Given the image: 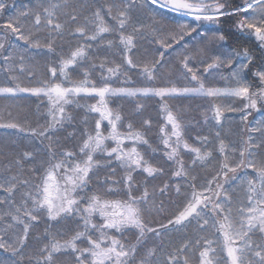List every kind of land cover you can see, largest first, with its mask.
Segmentation results:
<instances>
[{"label": "snow or ice", "instance_id": "obj_1", "mask_svg": "<svg viewBox=\"0 0 264 264\" xmlns=\"http://www.w3.org/2000/svg\"><path fill=\"white\" fill-rule=\"evenodd\" d=\"M0 80V264H264V0H0Z\"/></svg>", "mask_w": 264, "mask_h": 264}, {"label": "trees", "instance_id": "obj_2", "mask_svg": "<svg viewBox=\"0 0 264 264\" xmlns=\"http://www.w3.org/2000/svg\"><path fill=\"white\" fill-rule=\"evenodd\" d=\"M155 47V46H153ZM173 63H175L174 59H173ZM0 83H3L2 80H0ZM12 101H6L4 98L0 97V114H6L4 113V107L6 104H11ZM36 103H38V101L36 100V98L34 97H29V98H26V99H23L20 101V104L25 107L29 112H34L35 110V105ZM117 103H120L119 101H117ZM176 104H179V105H188V104H191V107L193 109H195L196 105L201 103V101L199 100H187V99H184V100H177L175 101ZM124 107H125V110L129 109L131 107V102H125L124 103ZM11 111H13V113L15 114V111L16 109H9ZM145 116H151L154 120L156 119V104H155V101H148V106L146 108V111H145ZM195 111H193L192 115H195ZM229 115H236V114H229ZM251 119V117H250ZM71 130V129H70ZM16 138V133H14L13 130H5V129H0V141H3L5 139H15ZM201 177H203V173H201ZM155 183L159 184L160 181L157 180L155 181ZM165 201V204L167 206V212L160 216L158 219L161 221V222H166V216L167 215H171L173 212L177 211V205L181 204L182 201H183V198H177L176 197V194L173 190V192L171 193V199L173 200H176V204H173L171 203V200L169 199L168 196H165V197H162ZM2 254V253H0Z\"/></svg>", "mask_w": 264, "mask_h": 264}]
</instances>
